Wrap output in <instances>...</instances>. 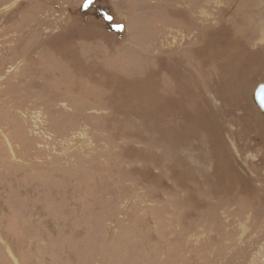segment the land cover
<instances>
[{"label": "rangeland", "instance_id": "obj_1", "mask_svg": "<svg viewBox=\"0 0 264 264\" xmlns=\"http://www.w3.org/2000/svg\"><path fill=\"white\" fill-rule=\"evenodd\" d=\"M263 37L264 0H0V264H264Z\"/></svg>", "mask_w": 264, "mask_h": 264}, {"label": "water", "instance_id": "obj_2", "mask_svg": "<svg viewBox=\"0 0 264 264\" xmlns=\"http://www.w3.org/2000/svg\"><path fill=\"white\" fill-rule=\"evenodd\" d=\"M255 99L259 107L264 110V85L257 89Z\"/></svg>", "mask_w": 264, "mask_h": 264}, {"label": "snow or ice", "instance_id": "obj_3", "mask_svg": "<svg viewBox=\"0 0 264 264\" xmlns=\"http://www.w3.org/2000/svg\"><path fill=\"white\" fill-rule=\"evenodd\" d=\"M88 2H89V3H93V2H94V0H88ZM86 6H87V5H86Z\"/></svg>", "mask_w": 264, "mask_h": 264}, {"label": "bare ground", "instance_id": "obj_4", "mask_svg": "<svg viewBox=\"0 0 264 264\" xmlns=\"http://www.w3.org/2000/svg\"><path fill=\"white\" fill-rule=\"evenodd\" d=\"M263 39H264V37H263ZM260 109H261V108H260ZM261 111H262V113L264 114V110L261 109Z\"/></svg>", "mask_w": 264, "mask_h": 264}]
</instances>
